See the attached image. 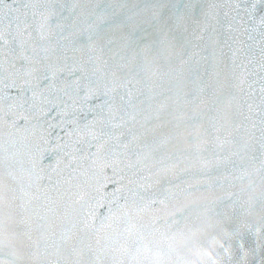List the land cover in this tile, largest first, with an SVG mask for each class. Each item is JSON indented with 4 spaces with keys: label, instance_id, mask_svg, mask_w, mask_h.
<instances>
[{
    "label": "snow or ice",
    "instance_id": "6c2138e0",
    "mask_svg": "<svg viewBox=\"0 0 264 264\" xmlns=\"http://www.w3.org/2000/svg\"><path fill=\"white\" fill-rule=\"evenodd\" d=\"M0 264H264V0H0Z\"/></svg>",
    "mask_w": 264,
    "mask_h": 264
}]
</instances>
